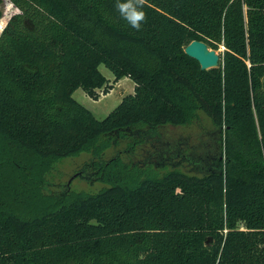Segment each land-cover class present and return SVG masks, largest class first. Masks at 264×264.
I'll use <instances>...</instances> for the list:
<instances>
[{"label":"trees","instance_id":"1","mask_svg":"<svg viewBox=\"0 0 264 264\" xmlns=\"http://www.w3.org/2000/svg\"><path fill=\"white\" fill-rule=\"evenodd\" d=\"M10 1L20 12L0 35V264H264V0H147L139 31L117 0ZM194 40L224 47L218 68L186 54ZM101 65L135 83L103 119L74 97L109 93ZM202 114L219 135L212 154L181 140L163 161H124L160 127ZM118 135L129 147L105 160ZM83 152L108 185L51 190L49 164Z\"/></svg>","mask_w":264,"mask_h":264},{"label":"rangeland","instance_id":"2","mask_svg":"<svg viewBox=\"0 0 264 264\" xmlns=\"http://www.w3.org/2000/svg\"><path fill=\"white\" fill-rule=\"evenodd\" d=\"M0 8L3 13L1 19L6 20V23L9 22L12 15L20 12L10 0H3L0 4ZM223 50L224 47L218 49L217 52L221 54ZM100 71L105 75L108 84L111 85L110 87H113L110 89L109 93L106 94V91L100 89L99 99H93L89 97L83 89H78L74 93V97L90 109L97 118L103 119L114 110L125 95L134 92L135 83L129 77L116 81L113 73L105 65L100 66ZM211 123V120L202 114L201 121H196L190 126H162L157 129L158 139H155L154 142V138L151 139L152 142L148 140V143L138 146L137 149L134 150L132 156L123 155V159L125 162L132 163L134 161L133 163H140L141 165L143 160L155 151V153L158 152L157 156H159L157 160L160 159L159 161H163V159H165L163 154L167 155L172 152L170 147L174 148V145H177L181 140L187 141L188 143L186 146L182 143V149H187L188 145L192 146L197 144L201 147V153L209 150L210 154H212V152H214V145L217 143L216 139L219 135L217 134V130L213 129ZM128 140L129 139L126 137L124 139L121 138L120 135L112 138V145L103 155L105 160L114 157L118 152L126 151L129 147L127 145ZM175 161L181 160L169 159L167 163L171 167L175 166V164H173ZM176 167H181L186 172H194L195 168H197L192 166L188 161H181ZM195 172L198 171L196 170ZM102 176L100 170L95 168L94 165L92 166V154L83 152L77 156L51 162L45 177L48 181V187L56 192H65L68 189L75 193L93 194L101 191L108 185Z\"/></svg>","mask_w":264,"mask_h":264},{"label":"clouds","instance_id":"3","mask_svg":"<svg viewBox=\"0 0 264 264\" xmlns=\"http://www.w3.org/2000/svg\"><path fill=\"white\" fill-rule=\"evenodd\" d=\"M147 4V0H117L116 9L133 29L141 30V25L146 20V14L142 10ZM6 20L0 19V34L6 28Z\"/></svg>","mask_w":264,"mask_h":264},{"label":"water","instance_id":"4","mask_svg":"<svg viewBox=\"0 0 264 264\" xmlns=\"http://www.w3.org/2000/svg\"><path fill=\"white\" fill-rule=\"evenodd\" d=\"M185 52L196 59L203 70L218 68L220 65V53L210 48L207 43L194 40L185 47Z\"/></svg>","mask_w":264,"mask_h":264},{"label":"crops","instance_id":"5","mask_svg":"<svg viewBox=\"0 0 264 264\" xmlns=\"http://www.w3.org/2000/svg\"><path fill=\"white\" fill-rule=\"evenodd\" d=\"M129 79V78H128Z\"/></svg>","mask_w":264,"mask_h":264}]
</instances>
